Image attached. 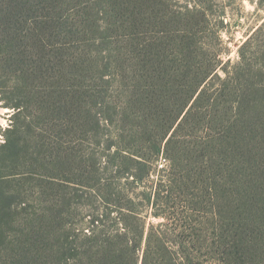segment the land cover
Returning <instances> with one entry per match:
<instances>
[{
    "label": "trees",
    "instance_id": "trees-1",
    "mask_svg": "<svg viewBox=\"0 0 264 264\" xmlns=\"http://www.w3.org/2000/svg\"><path fill=\"white\" fill-rule=\"evenodd\" d=\"M107 1L87 38V0H0V97L38 129L28 169L0 173L36 205L0 201V264H264V20L223 61L211 0Z\"/></svg>",
    "mask_w": 264,
    "mask_h": 264
},
{
    "label": "rangeland",
    "instance_id": "rangeland-1",
    "mask_svg": "<svg viewBox=\"0 0 264 264\" xmlns=\"http://www.w3.org/2000/svg\"><path fill=\"white\" fill-rule=\"evenodd\" d=\"M186 2H190V0H167L170 9H180ZM258 3L260 4L259 6H257ZM104 4H108V1L87 0L86 6L89 8L92 14L91 20L94 22L91 26L92 32L88 34L87 38L100 36L104 32L103 15L99 14V11L105 10ZM211 5L214 11L207 24L208 26L222 27L220 28L222 29L221 47L224 50H228V52L223 53L221 58L223 61L230 59L234 62L237 60L238 45L246 38L250 29L264 20V0H211ZM221 17L224 18L222 25L218 22ZM96 46L95 49L100 50L101 55H103L104 51L107 49L105 43L101 41V43H98ZM219 73L223 75L221 71ZM0 77L4 81V84L8 86L7 89L13 91L15 85L11 74L5 70V72L0 73ZM0 94H2L1 90ZM3 103L0 97V144L7 138L10 140V145L4 148L0 147V157H2V159L0 158V165H2L0 173L2 174L6 171H12L11 167H16L17 170H13L14 172L28 169V161L35 157L38 142L35 138V134L38 132L35 123L29 118L19 115V113L15 114L17 110ZM81 137L82 141L78 140L76 144L83 153L85 151L84 155L85 158H87L85 159V165L92 167L91 165L93 164V167H102L104 164V154H102L100 146L91 144L87 136L81 135ZM17 147L21 148L20 156H18L19 150L16 149ZM15 151H17V155H14ZM16 157H18V160ZM153 166H157L159 169L168 166V160L165 158L164 154L158 157L157 162H154ZM158 178L159 172L154 170L150 177L152 181L147 184L154 186ZM33 183H35V181H33ZM33 187L34 186H31L28 181H21L19 178L14 177L13 181L0 184V201L3 203L7 200L8 198L6 199V195H8L9 191H12L10 195L12 196L11 198L14 200L15 197V199L19 201L15 206L13 205L14 212L17 213V218H25L31 215L36 207L34 197L30 196L32 195V191H34ZM143 188L145 189V187H141L140 189ZM78 192L80 194L78 198L79 203L84 205L88 201V195L84 192ZM3 195H5V197H3ZM160 221H163V219L149 215L147 218V225H155Z\"/></svg>",
    "mask_w": 264,
    "mask_h": 264
}]
</instances>
